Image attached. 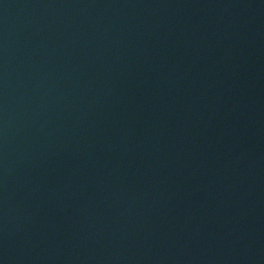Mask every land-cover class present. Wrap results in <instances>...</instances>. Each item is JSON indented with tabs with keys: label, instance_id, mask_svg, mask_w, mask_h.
<instances>
[{
	"label": "water",
	"instance_id": "water-1",
	"mask_svg": "<svg viewBox=\"0 0 264 264\" xmlns=\"http://www.w3.org/2000/svg\"><path fill=\"white\" fill-rule=\"evenodd\" d=\"M0 264H264V0H0Z\"/></svg>",
	"mask_w": 264,
	"mask_h": 264
}]
</instances>
